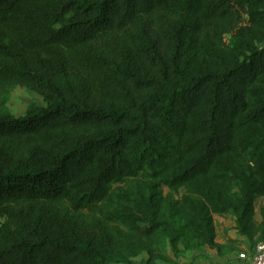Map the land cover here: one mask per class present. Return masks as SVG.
<instances>
[{"label":"trees","instance_id":"trees-1","mask_svg":"<svg viewBox=\"0 0 264 264\" xmlns=\"http://www.w3.org/2000/svg\"><path fill=\"white\" fill-rule=\"evenodd\" d=\"M258 199L264 0H0V264L253 254Z\"/></svg>","mask_w":264,"mask_h":264},{"label":"rangeland","instance_id":"rangeland-1","mask_svg":"<svg viewBox=\"0 0 264 264\" xmlns=\"http://www.w3.org/2000/svg\"><path fill=\"white\" fill-rule=\"evenodd\" d=\"M32 104L42 106L43 100L32 91L16 88L10 95L8 107L14 115L22 116ZM262 205H264V199H258L256 202L257 221L260 220L259 209ZM215 223L217 241L224 245L225 256L221 257L216 251L205 249L198 253H186L177 260L178 264H251L252 251L249 250L244 239L237 234L234 219L216 217Z\"/></svg>","mask_w":264,"mask_h":264},{"label":"built area","instance_id":"built-area-1","mask_svg":"<svg viewBox=\"0 0 264 264\" xmlns=\"http://www.w3.org/2000/svg\"><path fill=\"white\" fill-rule=\"evenodd\" d=\"M251 264H264V242H260L254 249Z\"/></svg>","mask_w":264,"mask_h":264},{"label":"crops","instance_id":"crops-1","mask_svg":"<svg viewBox=\"0 0 264 264\" xmlns=\"http://www.w3.org/2000/svg\"><path fill=\"white\" fill-rule=\"evenodd\" d=\"M216 218V217H215Z\"/></svg>","mask_w":264,"mask_h":264}]
</instances>
